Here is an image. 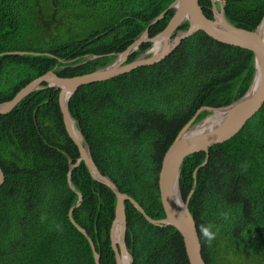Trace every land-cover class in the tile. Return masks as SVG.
Instances as JSON below:
<instances>
[{"label": "trees", "instance_id": "obj_1", "mask_svg": "<svg viewBox=\"0 0 264 264\" xmlns=\"http://www.w3.org/2000/svg\"><path fill=\"white\" fill-rule=\"evenodd\" d=\"M174 1L0 0V103L49 71L71 78L110 65ZM198 1L211 19L210 0ZM221 1L225 18L245 30L253 31L264 13V0ZM173 14L169 9L151 25L148 37ZM188 27L185 21L176 33ZM150 47L139 45L126 63ZM253 74L250 51L197 32L159 63L81 86L68 110L99 172L158 220L164 217L158 174L170 144L193 118L192 125L209 114L197 115L202 107L241 98ZM58 93L37 90L0 116V264H95L87 239L69 218L75 191L82 202L71 218L93 242L99 263L116 264L109 239L115 195L84 163L68 178L79 151L66 132ZM204 160V153L186 157L179 176L183 199L195 185L189 212L203 260L264 264V105L234 137L211 147L207 164L197 169ZM124 208L133 264H189L176 230L153 226L128 201ZM201 224L218 232L210 246Z\"/></svg>", "mask_w": 264, "mask_h": 264}, {"label": "water", "instance_id": "obj_2", "mask_svg": "<svg viewBox=\"0 0 264 264\" xmlns=\"http://www.w3.org/2000/svg\"><path fill=\"white\" fill-rule=\"evenodd\" d=\"M211 2L212 18L210 19L204 15L198 0H175L150 23L136 41L118 55V59L112 64L92 73L71 78L59 77L53 71H49L28 83L10 101L0 103L1 116L12 111L25 97L37 90L45 88L59 90L58 105L62 114L63 123L68 136L79 151L78 159L69 166L68 178L72 170L79 164L84 163L92 178L111 189L116 198L114 217L109 233L116 264H121V258L126 256L129 258V264H133V257L125 245L126 215L124 203L126 201L131 203L143 215L146 221L153 226L158 228L169 227L176 230L183 239L189 264H206L202 257V247L195 220L189 212V201L194 192L195 185L192 186L186 199H183L179 189L180 167L186 157L197 153L205 154L204 162L197 169L205 166L208 161L209 149L234 137L264 105V13L256 28L253 31H249L232 25L225 18L221 0H211ZM215 2L219 5L218 9L216 8ZM169 9H173L174 14L167 26L156 36L149 38L148 29L150 26L161 20ZM185 21L189 24L188 30L176 33L179 25ZM197 32L205 33L209 38L218 43L250 51L253 55L254 74L249 88L241 98L220 108L202 107L197 111V115L205 111L209 114L194 125H192L193 118L181 129L172 141L163 156L158 174L159 198L164 217L163 219L155 220L150 218L133 198L120 192L110 178L99 172L93 162L83 135L76 128L81 136V140L79 141L74 134L73 127L75 121L70 116L68 102L73 93L81 86L106 81L131 72L136 68L151 66L161 62L183 40ZM143 43H151V48L134 61L125 63L127 57ZM156 44L159 49L156 53H152V49ZM17 54L23 55L25 53L17 52ZM94 58L96 56H91L88 60ZM215 114H218V117L214 121L208 122V119ZM3 182L4 176L0 169V186ZM68 183L70 189L75 191L69 180ZM75 193L78 196V201L71 208L69 213L70 221L87 239L95 264H100L99 256L94 248L93 242L86 232L71 218L72 210L79 207L82 202L81 194L77 191ZM114 235H116V239H114Z\"/></svg>", "mask_w": 264, "mask_h": 264}, {"label": "clouds", "instance_id": "obj_3", "mask_svg": "<svg viewBox=\"0 0 264 264\" xmlns=\"http://www.w3.org/2000/svg\"><path fill=\"white\" fill-rule=\"evenodd\" d=\"M222 216L224 217V219H227L226 214L222 213ZM43 219V217H42ZM213 225L212 224H201L199 226V232L201 237L205 240V242L210 246L211 243L216 239L218 232L213 231ZM57 228L59 229V226H57Z\"/></svg>", "mask_w": 264, "mask_h": 264}, {"label": "bare ground", "instance_id": "obj_4", "mask_svg": "<svg viewBox=\"0 0 264 264\" xmlns=\"http://www.w3.org/2000/svg\"><path fill=\"white\" fill-rule=\"evenodd\" d=\"M158 49H159V47L156 44L155 47L152 49V53H156L158 51ZM217 117H218V114H215V115L211 116L208 119V122L214 121ZM73 131H74V134H75L76 138L80 141L81 140V136H80V133L78 132V130L76 129L75 125L73 127ZM114 239H116V235H114ZM121 264H129V258L127 256L124 257V258H121Z\"/></svg>", "mask_w": 264, "mask_h": 264}, {"label": "flooded vegetation", "instance_id": "obj_5", "mask_svg": "<svg viewBox=\"0 0 264 264\" xmlns=\"http://www.w3.org/2000/svg\"><path fill=\"white\" fill-rule=\"evenodd\" d=\"M210 3H211V9H212V2H211V0H210ZM216 4V8H217V2H215ZM218 8H219V5H218ZM151 48V47H150ZM118 57V56H117ZM127 59H128V57H127ZM127 62V60L125 61V63Z\"/></svg>", "mask_w": 264, "mask_h": 264}, {"label": "rangeland", "instance_id": "obj_6", "mask_svg": "<svg viewBox=\"0 0 264 264\" xmlns=\"http://www.w3.org/2000/svg\"><path fill=\"white\" fill-rule=\"evenodd\" d=\"M48 31H50V30L48 29ZM172 37H173V36H172ZM117 59H118V57H116V58L114 59V61H113V62H115ZM113 62H112V63H113ZM112 63H111V64H112Z\"/></svg>", "mask_w": 264, "mask_h": 264}]
</instances>
